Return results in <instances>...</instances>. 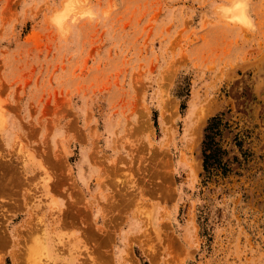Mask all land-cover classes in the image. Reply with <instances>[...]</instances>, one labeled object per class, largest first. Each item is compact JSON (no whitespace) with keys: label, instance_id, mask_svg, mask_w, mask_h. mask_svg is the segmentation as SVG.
Instances as JSON below:
<instances>
[{"label":"rangeland","instance_id":"rangeland-1","mask_svg":"<svg viewBox=\"0 0 264 264\" xmlns=\"http://www.w3.org/2000/svg\"><path fill=\"white\" fill-rule=\"evenodd\" d=\"M34 263L264 264V0H0V264Z\"/></svg>","mask_w":264,"mask_h":264},{"label":"trees","instance_id":"trees-1","mask_svg":"<svg viewBox=\"0 0 264 264\" xmlns=\"http://www.w3.org/2000/svg\"><path fill=\"white\" fill-rule=\"evenodd\" d=\"M219 125L220 118L218 116H213L209 118L207 125L204 128V137L201 143V148L203 157L202 166L206 174L208 171L216 169V166L219 165L218 157L220 149L214 140Z\"/></svg>","mask_w":264,"mask_h":264},{"label":"bare ground","instance_id":"bare-ground-1","mask_svg":"<svg viewBox=\"0 0 264 264\" xmlns=\"http://www.w3.org/2000/svg\"><path fill=\"white\" fill-rule=\"evenodd\" d=\"M242 6H243V5L239 6V8H237V11H238V12H240V9L243 8ZM234 9H235V8H234ZM238 9H239V10H238ZM225 10H226V9H225ZM225 10H224V11H225ZM235 10H236V9H235ZM235 10H231V11H234V14L237 16V18L241 15V16H240V19H245V11H243V13H241V14L239 13L240 15H239V14L237 15V13H235ZM241 10H242V9H241ZM237 11H236V12H237ZM222 12H223V11H222ZM241 12H242V11H241ZM231 13L233 14V12H231ZM232 14H231V15H232ZM234 14H233V15H234ZM235 15H234V16H235ZM238 19H239V18H238ZM240 19H239V20H240ZM27 199H28V198H27ZM36 243H37V242H36ZM38 244H39V243H38ZM40 244H41V243H40ZM42 245H43V243H42ZM45 245H46V244H45ZM41 247H42V246H41ZM28 248H29V247H28ZM34 249H35V248H34ZM38 249H39V248H38ZM40 250H41V248H40ZM42 250H43V249H42ZM36 251H37V250H36ZM36 251H34V252H36ZM34 252H32V253H34ZM37 252H38V254H39V251H37ZM40 252H41V251H40ZM28 254H29V252H28ZM28 254H27V255H28ZM30 256H31V255H30ZM35 256H38V255L35 254ZM28 257H29V256H28ZM33 257H34V256H33ZM40 257H41V254H40ZM40 257H38V258H40ZM29 258H31V257H29ZM35 258H36V257H35ZM27 259H28V258H27ZM37 261H38V260H37ZM37 261H36V262H37ZM41 261H42V260H41ZM34 264H35V263H34ZM36 264H37V263H36ZM39 264H40V263H39Z\"/></svg>","mask_w":264,"mask_h":264}]
</instances>
